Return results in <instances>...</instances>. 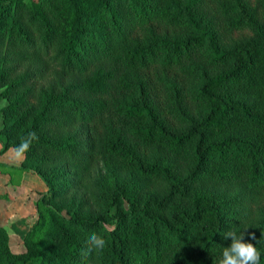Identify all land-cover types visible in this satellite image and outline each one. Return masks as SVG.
<instances>
[{
	"label": "trees",
	"instance_id": "trees-1",
	"mask_svg": "<svg viewBox=\"0 0 264 264\" xmlns=\"http://www.w3.org/2000/svg\"><path fill=\"white\" fill-rule=\"evenodd\" d=\"M0 119V264H264V0H0Z\"/></svg>",
	"mask_w": 264,
	"mask_h": 264
},
{
	"label": "rangeland",
	"instance_id": "rangeland-1",
	"mask_svg": "<svg viewBox=\"0 0 264 264\" xmlns=\"http://www.w3.org/2000/svg\"><path fill=\"white\" fill-rule=\"evenodd\" d=\"M22 157L12 148L0 154V224L6 228L10 248L16 253L25 249L24 235L37 218L36 203L46 189L35 172L17 167Z\"/></svg>",
	"mask_w": 264,
	"mask_h": 264
},
{
	"label": "crops",
	"instance_id": "crops-1",
	"mask_svg": "<svg viewBox=\"0 0 264 264\" xmlns=\"http://www.w3.org/2000/svg\"><path fill=\"white\" fill-rule=\"evenodd\" d=\"M10 148H12V147H9L8 149H10ZM13 149V148H12ZM14 150V149H13ZM18 153V152H17ZM20 154V153H19Z\"/></svg>",
	"mask_w": 264,
	"mask_h": 264
}]
</instances>
